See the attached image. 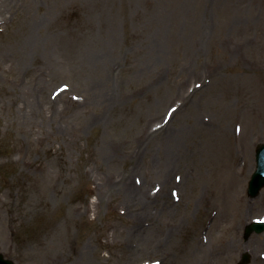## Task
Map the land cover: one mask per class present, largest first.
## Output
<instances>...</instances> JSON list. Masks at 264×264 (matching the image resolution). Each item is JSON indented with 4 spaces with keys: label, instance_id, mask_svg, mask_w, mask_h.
<instances>
[{
    "label": "rangeland",
    "instance_id": "obj_1",
    "mask_svg": "<svg viewBox=\"0 0 264 264\" xmlns=\"http://www.w3.org/2000/svg\"><path fill=\"white\" fill-rule=\"evenodd\" d=\"M263 141L264 0H0L14 264H264Z\"/></svg>",
    "mask_w": 264,
    "mask_h": 264
},
{
    "label": "water",
    "instance_id": "obj_2",
    "mask_svg": "<svg viewBox=\"0 0 264 264\" xmlns=\"http://www.w3.org/2000/svg\"><path fill=\"white\" fill-rule=\"evenodd\" d=\"M257 153H258V161H260V171H258V173L256 175H254V182H260V184H264V145H262L259 149H257ZM262 173V175L260 174ZM252 229H255L254 226H248L246 230V237L250 234V232L252 231ZM244 261L247 260V256L244 255L243 256ZM0 264H13L12 261L8 260V259H4L2 254H0ZM238 264H243V262L238 263Z\"/></svg>",
    "mask_w": 264,
    "mask_h": 264
},
{
    "label": "bare ground",
    "instance_id": "obj_3",
    "mask_svg": "<svg viewBox=\"0 0 264 264\" xmlns=\"http://www.w3.org/2000/svg\"><path fill=\"white\" fill-rule=\"evenodd\" d=\"M212 154L215 155L213 152H212ZM242 180H243V178L241 180L237 181V182L242 183ZM235 185H234L233 189L236 188ZM119 186L120 187H124V191H125L126 195L130 196L129 198H131V199L132 198L136 199V197L143 198V196H144L143 192L141 191V188L136 186V185H134V184H128L127 182L123 181V183H120ZM155 197H156V199H158L159 196H155ZM145 199H148V198H144V200Z\"/></svg>",
    "mask_w": 264,
    "mask_h": 264
}]
</instances>
